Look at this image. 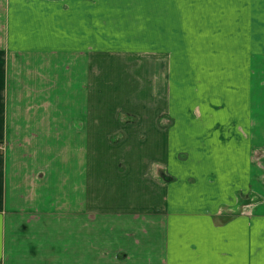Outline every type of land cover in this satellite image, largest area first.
<instances>
[{
	"label": "crops",
	"instance_id": "1",
	"mask_svg": "<svg viewBox=\"0 0 264 264\" xmlns=\"http://www.w3.org/2000/svg\"><path fill=\"white\" fill-rule=\"evenodd\" d=\"M4 1L0 138L19 144L0 157V264H264V204H250L252 192L264 197L251 69L264 62V0ZM135 44L147 55L167 47L164 80L154 55L137 67L141 91L113 63ZM194 66L221 87L212 103L216 94L225 102L205 103L199 118L176 111L167 80L190 78ZM110 81L111 102L93 96ZM192 86L184 81L181 93L189 109ZM138 96L146 116L108 115L111 98L121 108ZM165 113L174 120L166 128Z\"/></svg>",
	"mask_w": 264,
	"mask_h": 264
},
{
	"label": "rangeland",
	"instance_id": "2",
	"mask_svg": "<svg viewBox=\"0 0 264 264\" xmlns=\"http://www.w3.org/2000/svg\"><path fill=\"white\" fill-rule=\"evenodd\" d=\"M162 1L163 0H161V2ZM178 1L179 0H176L175 2L173 1L172 5L177 7V5H179ZM129 3H130V5L143 6L142 8L149 6V4H148L149 1H147V0H143V1L130 0ZM6 6L7 5L5 4V1L0 0V47H1V44L3 42V39L5 38V35L7 37V33H5V32H7L5 29L7 27V22H8V21H6V17H7V7ZM188 6H193V4H189ZM174 18H175V23L180 22V14L178 13V11H176V13L173 15V19ZM173 39H174V37H173ZM162 41H163V39L161 40V42ZM135 45L136 46H132L130 48L131 50H136L135 52L130 51V53H123L124 57H126V55H132L128 61H126L124 58L123 62L113 61V63L114 64H120V67H118V70L120 71L119 75H122V79H125L126 76H132V78L135 80V82H137L136 86H133V88L141 91L144 88L143 80H142V78L138 77L139 75L135 74V72H137L136 71L137 67H139V66L142 67L143 65L146 64L144 60H146L147 57L153 56L154 54H148V55L142 54L143 53L142 50L147 48V46L142 47V46H139L137 44H135ZM165 48H167V47L166 46L157 47L156 52L158 54H155L153 57L156 60H158V62H154L155 65L156 64L158 65V69H159L158 74H156V80H158V78L160 80L165 79L164 74H163L165 71L164 68H167V65H169L168 61L165 59L166 53L163 52L165 50ZM175 48H177V46H173L171 48L168 47L167 50H171V52H170L171 55L168 54L167 57H169V55L173 56V57L176 56V52L179 51V48L178 49H175ZM95 51H96V48L93 47V58L98 57L96 55L99 51L98 52L97 51L95 52ZM159 51H161V52H159ZM135 54H137V55H135ZM214 56H215L216 60H219V57H220L219 53L218 54L215 53ZM184 58H186V56ZM188 59H189V57H188ZM107 61H109V59ZM77 64H81V63L77 62ZM99 64L101 65V63L93 61V71L99 70V67H98ZM216 64H220V61H216ZM173 65L178 67L179 62L177 64V62H175L173 60ZM223 66H226V62L223 64ZM261 67H263V68H261ZM251 69H252V76H253L252 77L253 92L255 93L253 103L257 108L262 107V110H263L262 112L264 113V62L252 61L251 62ZM62 70L67 71L64 69H62ZM114 70H115V68H114ZM148 72H150V70ZM148 72H145V73H148ZM189 72H190V78H187V77L182 78L180 76L176 77L175 74L172 75L171 80H169V78H167L169 83H171V82L173 83L171 85L172 90H173V93H171L172 102L174 104L173 107H178L180 104V106H179L180 109L178 108L176 111L177 112H184L190 118H199V117H205L208 115L207 111L204 110L205 103H209V105L210 104L211 105L216 104L217 106H220V108H222V106L225 105L223 94L220 95V97L218 95L219 98H217V94H216V96H214V101H216L217 103H215V102L212 103V95H215L213 93H216L215 91L217 89H218V91H220L221 87H217V89H216L214 87V85L212 86L211 85L212 79H210L209 77L198 78L197 77V69L195 66L191 67V69H189ZM72 80H73V78L69 79V84L72 83ZM83 80L84 79H81V81H83ZM77 81H80V80H77ZM125 81H126V79L124 80V82ZM184 81H188V82L193 83V86H192L193 94L190 95L189 99L191 100V102L196 103V104H194L191 109L188 108L189 106H191V104H186L185 98L181 95ZM124 82L121 81L118 84L119 85V91L122 90V85ZM159 86H160V84L157 87V91L159 89L163 90V87H159ZM102 87L103 88H101V90H103L104 92L106 91V93H101V92L96 91L93 94V96L95 97V96H97V94H99V97L103 100V99H106L107 94L110 93V92L107 93V91H111V92L113 91L114 85H111V81H110V83L107 82L105 85H102ZM94 90H96V89H93V91ZM143 92L144 91H142L140 93H143ZM158 96H159V98H161V101L165 100V98L162 97L161 95H158ZM108 99H110V95H109V97H107V100ZM111 99L115 103V107H114V109H112L111 107L108 108V111H107L108 115L111 116V115H113L112 113H114L115 118L119 117V120L121 121V123H130L133 120L135 121L136 118H138V117L146 116L145 111L149 110V109H146V104H147V102H146L147 98L146 97L142 98L141 96H138L137 99H134V100L131 99L129 101L127 99H124L120 103L122 105V106L120 105L121 108H117L118 106H116L117 102H115L116 101L115 97H113ZM92 102H93V106H95L96 101L94 98L92 99ZM109 102H111V101H109ZM199 104L202 105L203 107L202 106L199 107L200 106ZM197 106H198V108H197ZM93 112H95V111H93ZM210 112L211 113H217L216 110L211 111V109H210ZM219 112H221V110H219ZM263 113H262V115H263ZM172 114H173V116H178V114L173 112V111H172ZM212 115H215V114H212ZM173 116L172 115L170 116L168 113L161 115L160 116L161 127L166 128L167 126H169V124L171 122L173 123L174 120H173V118H171ZM117 140H119V138L113 139V142L117 143L118 142ZM28 143L33 145L34 149L36 148L35 143H32V142H28ZM18 144L19 143H13L12 144L11 142L6 141L5 138H0V157L6 158L7 150H9V147L11 146L12 148H14V147L18 148V146H17ZM76 145H77V149H78V148H80L82 143L77 142ZM21 146H22L21 148L25 149V150L31 149V147H32V146H28V144H25V143L24 144L22 143ZM60 146H61V143H60ZM259 146H261V148H259L257 146H253L252 163H253V169L255 171L261 170L260 172L262 173V175H260V177H259V178H261L259 183H261V185L264 186V146L263 145H259ZM137 148L143 149V146L139 145V147H137ZM255 175H256V173H255ZM250 200H251L250 204H251L252 209H254L255 207H257L259 205L261 206V204L263 206V204H264V197L257 195L254 192H252V198ZM14 225H18V223H14ZM14 239H16V241H18V238H14V236H13V240Z\"/></svg>",
	"mask_w": 264,
	"mask_h": 264
}]
</instances>
